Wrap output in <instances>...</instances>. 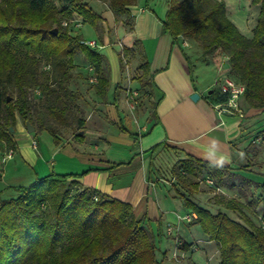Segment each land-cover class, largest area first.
Returning <instances> with one entry per match:
<instances>
[{"label":"trees","instance_id":"1","mask_svg":"<svg viewBox=\"0 0 264 264\" xmlns=\"http://www.w3.org/2000/svg\"><path fill=\"white\" fill-rule=\"evenodd\" d=\"M107 1L112 12L123 16L130 27L128 6L136 0ZM250 3L259 6L251 38L242 36L232 23L223 0H166L161 26L174 40L197 42L203 60H213L218 54L226 59L231 79L244 86L248 106L264 112V0ZM73 15L95 30L102 22V16L83 0H0V142L12 150L16 147V117L25 128L29 122L36 130L47 132L54 143H59V128L73 123L77 127L74 137H83L77 135L83 121L69 108L79 98L69 86L77 52L94 71L96 98L101 102L107 99L109 70L105 57L97 47L81 43L84 39L80 34L71 35L73 28L62 25ZM136 44L134 41L123 48L121 54L132 55ZM137 52L140 54L138 46ZM41 61L49 71L40 69ZM120 65L123 68L121 59ZM147 67L143 59L136 77L140 88L149 86ZM30 90L38 92L37 112L32 111ZM10 91L15 99L7 101ZM214 95L215 104L225 101L219 90L210 96ZM254 134L246 144L257 152L255 144L264 142V125ZM160 147L150 150L151 164ZM171 173L175 193L195 214L193 223L216 244L217 264H264V213L255 212L259 204L264 207V194L255 202L254 196L239 186L244 183L248 189L253 185L264 190V182L255 180L258 174L245 176L231 167L215 168L194 157L179 159ZM200 173H205V181L215 177L217 184L237 190L245 199L218 203L236 213L238 219L220 210L211 213L190 198L198 187L194 178ZM74 177L50 174L29 186L14 187L12 199L0 197V264H159L151 231L144 220L134 218L131 206L70 181ZM215 189L220 191L218 185ZM175 245L181 253L191 252L195 244L176 238Z\"/></svg>","mask_w":264,"mask_h":264},{"label":"crops","instance_id":"2","mask_svg":"<svg viewBox=\"0 0 264 264\" xmlns=\"http://www.w3.org/2000/svg\"><path fill=\"white\" fill-rule=\"evenodd\" d=\"M146 1L136 0L128 6V11L131 19L129 36L136 41L139 55L147 62L149 86L140 88L136 80L126 79L117 49L109 42L110 34L100 25L95 30L98 40L90 41L98 45L97 51L105 57L109 89L105 102L94 93L95 110L79 115L83 121L80 130L83 137L58 135L59 143L48 137L41 151L39 146H32L33 135L17 127L15 149H9L10 158H0V180L2 167L10 160L14 161L11 166L15 173L20 166L37 169L35 179L50 174H74L76 177L70 181L129 204L134 218L144 220L153 233L155 228L159 230L168 225L167 216L171 214L166 206L181 200L173 187L175 180L171 168L175 163L187 157L210 163L214 154H223L231 161L224 167H235L240 162L242 148L257 132L255 124L264 112L258 113V109L248 106L242 95L238 99V111L219 113L215 108V95H210L219 90L217 81L224 74L210 81L202 80L199 72L193 77L180 38L174 40L161 26L166 7L161 8L152 0L146 4ZM223 1L228 9L227 1ZM228 17L242 36L252 37L255 23L252 28L248 27L238 12ZM102 19L104 24L103 16ZM129 86H136L143 95L135 101L138 106L126 97ZM193 93L198 95L196 101L191 99ZM110 94L113 95L111 100ZM157 145L161 147L151 164L149 152ZM168 154L173 155V160L165 174L160 166L154 167V163L162 161ZM11 186L7 184L0 189L1 198L6 199L3 195ZM192 224L193 220L189 222ZM203 239L217 250L213 241L204 235ZM190 244L198 246V242Z\"/></svg>","mask_w":264,"mask_h":264},{"label":"rangeland","instance_id":"3","mask_svg":"<svg viewBox=\"0 0 264 264\" xmlns=\"http://www.w3.org/2000/svg\"><path fill=\"white\" fill-rule=\"evenodd\" d=\"M87 2L88 4H92V7L96 9V11L104 17L105 23L102 24V29H107L110 34V41L114 45V47L117 49V54L119 57V60L121 59L123 69L126 72V79L130 80H136V77L140 74L139 71V65L143 62V59L137 52V44L136 49L133 48V54H128L127 56H123L122 49L127 46H132L134 41L129 36V23L123 16H117L115 15L112 10L110 9L109 3L107 0H83ZM156 5H159L161 8L166 7V0H152ZM228 3V15H232L236 12L239 14V18L246 22V25L248 27H253L256 16L258 13V5H252L250 3V0H226ZM72 18H78L77 15H73ZM81 20V19H80ZM103 20V19H102ZM65 21V20H64ZM99 24V25H100ZM71 35H77L80 34L82 38L86 41H90L92 39L98 40L96 38V31L95 29L89 25L88 23H84L81 25L78 30H70ZM186 40V39H185ZM188 43V46L184 47L186 49L188 58H189V64L191 66V69L193 71V77L199 72L201 74V79L204 81H210L215 78L219 74H224L223 77L226 78H233L232 72L230 71L229 63L226 59L220 57V55H215L213 60H203L201 58V49L197 42L186 40ZM121 44V46L119 45ZM82 54L80 52H77L73 57L74 62V68L71 70V80L69 82V86H71L72 90L77 94L79 97L78 100L75 101V104L71 105L70 113H73L74 115H81L82 113L87 111L95 110V107L97 106L96 98H94V90L93 85L90 83L89 79L92 76V71L87 67L88 64L83 60L81 57ZM45 63L41 61L40 63V69L41 70H48L49 67L44 65ZM126 95L128 94L131 96L132 103L134 106H138L137 101H139L143 95L141 92L137 89V87L129 86L126 90ZM135 93V94H134ZM38 92L30 90L29 91V99L32 106V111L37 112L39 107V102L37 99ZM7 97H11V99H15L14 92H9ZM108 98L110 100L113 98V95H108ZM136 101V102H135ZM262 109H258V113H261ZM21 123V124H20ZM20 125V126H19ZM257 130H259L262 125H264V114L259 117L257 123L255 124ZM17 127L21 128V131L27 132L24 124L19 120L18 117H16L15 125H14V137L18 134ZM76 125H70V126H63L59 128V135L61 137H69V138H75L74 133L76 132ZM113 131V129H112ZM28 133V132H27ZM29 135H33L35 141L33 143L35 144L34 147L37 148L39 146V150H44L45 145V139L50 138L51 135H49L47 132H42L36 130L34 128L33 133H28ZM32 143V146H33ZM121 148V147H120ZM257 152H254L252 148L248 144H246L243 149V156L240 158V162L238 165L233 167L232 169L235 172H240L241 174H244L245 176H248L249 172H254L258 174L256 176V182L262 183L264 182V175L260 176L261 174H264V142H257L254 147ZM10 148L5 145V143L0 142V158H4ZM123 148H121L122 150ZM173 160V155L168 154L165 155V157L162 159V161H155L154 167L158 168L161 167L162 171H164L165 174H167V168L171 167V163ZM11 163V164H10ZM12 164H14L13 160H10L6 165L2 167V177L0 180V189L7 186V184H11V188L7 190L5 193L4 198H14V187L18 186H29L31 183H33L35 179V171L37 169H30L26 166H20L18 172H13ZM18 164V161H17ZM1 165V164H0ZM21 165V164H18ZM205 173H200L198 177L194 178V181L198 183V187L196 191L192 190L191 199L193 201L197 200L199 201V205L201 207L206 208L211 213H216L218 210L221 212H225L231 217L232 219H238V215L236 213L226 211L221 205H218L219 201L224 199H235L240 202H246L245 199L239 195L237 190H229L225 188L222 184H217L216 178L212 177L213 185H218L220 188V191H217L215 189V186L208 185L205 181ZM13 178V179H12ZM237 183V182H236ZM238 184V183H237ZM239 186L243 187L248 195L251 197L254 196V201L257 202L260 200V197L262 194H264V190L258 188H254L253 185L249 186V189L246 187L244 183H239ZM163 189V187H162ZM168 189V188H167ZM191 191V190H190ZM252 192V193H251ZM197 198V199H195ZM177 202L171 205H167V212L171 215L167 216L168 225L171 227L170 232H167V226L163 225L159 230L154 229L153 233L151 232L152 236V242L155 249V260L159 264H165L162 261H166L168 264H217L218 263V252L213 244L205 243L203 239V233L198 224H192L189 225V222H186L185 220L178 221L179 218L185 216L186 214H190L192 212V209L189 206H186L182 200H176ZM248 203V202H247ZM249 204V203H248ZM257 204V203H256ZM258 205V204H257ZM251 208L252 206L249 205ZM257 214L264 213V207H262L261 204L258 205L257 210H255ZM179 214V215H178ZM179 237L182 238L185 242L188 244L193 242H198V246L195 247L194 251H189L186 253L180 254V252L176 251L175 247V239ZM177 255V256H175ZM182 255V258H181Z\"/></svg>","mask_w":264,"mask_h":264},{"label":"built area","instance_id":"4","mask_svg":"<svg viewBox=\"0 0 264 264\" xmlns=\"http://www.w3.org/2000/svg\"><path fill=\"white\" fill-rule=\"evenodd\" d=\"M62 25L66 26V27H71V28H73V30H75V29L78 30V28L81 27L82 22L78 18H72L69 21H63ZM81 43H84L85 45H88L89 47H92V48L98 47V45L94 41L89 42V41L84 40ZM119 45L121 46L120 43H119ZM181 45L183 47H186V46H188V43L184 39V40H181ZM121 50H122V47H121ZM88 68L90 69V71H92V76L89 79L90 83L91 84L96 83V76L94 74V71L92 70V68H90V66H88ZM217 84L219 87V91L226 96L224 102L219 103L218 105L215 104V108L217 109V111L219 113H222V112L233 113V112L238 111V99L244 93V86L241 83H239L233 79L226 78V77H220L219 80L217 81ZM126 97H128V99L131 101L133 100L131 98V96H129L128 94ZM34 145L35 144L33 143V147H34ZM10 156H11V154L8 153L5 157L10 158ZM206 183L208 185H213V181L210 179H206ZM194 218H195V214L190 213V214H187V215L181 217L180 219L185 220L186 222H190ZM170 230H171V227L168 225L167 226V232L169 233ZM195 247H196L195 245L191 246V251H194ZM183 253H186V252H181L180 254L183 255ZM182 255H181V258H182ZM175 256H177V255H175Z\"/></svg>","mask_w":264,"mask_h":264},{"label":"clouds","instance_id":"5","mask_svg":"<svg viewBox=\"0 0 264 264\" xmlns=\"http://www.w3.org/2000/svg\"><path fill=\"white\" fill-rule=\"evenodd\" d=\"M240 155L243 156V153H241ZM230 162H231L230 157L223 154H219V155L214 154L213 157L210 158V165L215 168L222 169L226 164Z\"/></svg>","mask_w":264,"mask_h":264},{"label":"water","instance_id":"6","mask_svg":"<svg viewBox=\"0 0 264 264\" xmlns=\"http://www.w3.org/2000/svg\"><path fill=\"white\" fill-rule=\"evenodd\" d=\"M53 31L51 32L52 34H55L56 33V30L55 29H52ZM210 93H211V91H209ZM191 99L193 100V101H196L197 99H198V95H197V93H193L192 95H191ZM8 100H10V97H7V101ZM25 126H26V131L28 132V133H33V131H34V127L29 123V122H25ZM77 135L78 136H81L82 135V131H79L78 133H77Z\"/></svg>","mask_w":264,"mask_h":264}]
</instances>
